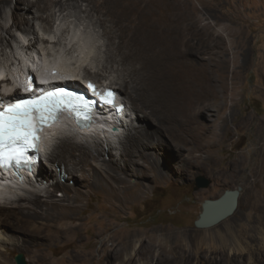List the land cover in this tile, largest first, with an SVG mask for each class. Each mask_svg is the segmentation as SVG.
Returning <instances> with one entry per match:
<instances>
[{
  "label": "bare ground",
  "instance_id": "obj_1",
  "mask_svg": "<svg viewBox=\"0 0 264 264\" xmlns=\"http://www.w3.org/2000/svg\"><path fill=\"white\" fill-rule=\"evenodd\" d=\"M9 2L0 0V45L3 49L12 46L13 39L17 38L13 28L31 36L21 48L28 56L22 58L21 55L19 58L14 55L18 65L16 63L15 70L10 72L13 80L3 77L0 95L5 92L4 96L9 94L6 98L14 101L15 95H18V89L14 92L15 86H20L26 79V73L33 71L45 86L74 79L76 83L72 85H82L80 80H92L113 87L119 92L120 100L127 105L129 112L117 120V130L125 128V125L127 130L125 134L126 130L123 129L120 135L111 129L115 119L111 111L107 115H99L87 129L95 134L100 133L91 135L95 139L91 143L90 138H85L84 132L74 131L69 114L65 113L56 124L42 133V148L47 150V143L51 140L48 141L49 136L55 137L61 131L69 132L58 135L54 142V150L47 156L46 165L50 170H43L40 160L39 172L34 174L35 180L22 171L17 175L12 173L5 176L0 173L2 194L20 184L23 188L28 181L39 179L42 183L46 178L47 187L62 188L64 192L62 197H57L55 190L46 187L45 193L30 191V194L6 195V198L0 199V228H4L0 233V264H16L11 257V250L16 248L30 251L36 264L43 258L49 259L47 264H79L89 259L106 264H131L137 257L147 258L153 261L152 264H163L165 255L156 248L158 236L155 231L142 230L130 233L113 230L101 241L98 253L93 249L68 252L53 260L43 256L44 248L64 247L72 241L83 242V223L78 222V219L82 210L81 198L88 192L103 191L114 202L135 201L140 199L141 191L140 188L133 189L130 177L143 179L147 176L144 173L146 169H155L159 175L174 174V165L177 164L181 167L179 173L185 175L187 167H213L210 156L212 147L222 140L221 128L225 132L231 131L228 116L222 117L219 127L215 123H197V119L210 116L214 106H218L222 113L230 108V57L227 49L217 57H213L212 53L191 57L194 53L188 49V43L196 39L194 29L200 18L194 0H94L110 22L104 27L106 33L115 35L119 46L114 51L106 52L104 61L99 59L97 70L92 71L88 65L83 69V62L92 51L88 39L80 43L83 54L81 58L78 57V65L73 66L62 57L49 60L39 45L40 41H50L48 38L41 39L31 23L33 19H40L42 23L45 19L49 21L53 14L52 6L58 7L57 11L63 13L70 0H15V8L10 13L12 23L7 25L5 8ZM158 8L162 17L149 18L148 15ZM48 11L50 13L45 18L44 13ZM204 20V41L212 46L213 36L219 37L220 33L214 27L212 16H206ZM185 27L190 31L184 32ZM120 51L122 54H118ZM34 53L44 56H34V66L29 65V61L26 64L25 59ZM2 72L0 67V75ZM123 88L129 91V95L126 94L128 99L123 96ZM133 109L139 113L136 115ZM129 115L136 120L131 119L127 127L125 119ZM143 120L146 121L145 125ZM248 121L240 120L237 128L241 129ZM101 134L106 136L103 138ZM111 134L116 135L114 140H119L120 152L114 153L111 144L102 142L112 141L107 136ZM124 135L125 138H121ZM132 165L136 166L134 172L129 169ZM231 165L232 162L224 170L228 171ZM254 175L256 183L264 181V157L257 162ZM66 180L67 183L64 182ZM113 203V207H117ZM225 206L210 207L207 218L217 216ZM114 216L110 214L95 232L102 234L110 230ZM223 219L226 217L198 226L199 229L195 230L188 244L193 255L201 256L204 248L211 252L220 248L227 251L228 259L232 257L234 264H239L235 262L239 256L248 260V264H264V257L262 260L259 257V252L264 249V230L255 227L251 234L255 233L256 238L251 242L243 233L235 232L234 226L224 224L219 227ZM173 249L182 252L180 244L173 246ZM124 254H129L127 260L123 259Z\"/></svg>",
  "mask_w": 264,
  "mask_h": 264
},
{
  "label": "rangeland",
  "instance_id": "obj_2",
  "mask_svg": "<svg viewBox=\"0 0 264 264\" xmlns=\"http://www.w3.org/2000/svg\"><path fill=\"white\" fill-rule=\"evenodd\" d=\"M70 1L71 3L63 13L57 11L58 7L52 6L53 14L49 21L45 19V22L42 23L40 19L37 21L33 19L31 22L40 38H48L50 41L44 43L40 41L39 48L49 60L62 57L74 66L79 64L78 57L83 54L80 50V43L88 39V45L92 47V51L87 60L83 62V69L88 65L87 67H91V70L95 71L98 60L104 61L106 52L118 48V39L115 35L111 36L106 33L104 27L108 26L110 22L99 5L93 2L94 0ZM194 1L199 8L197 15L200 18L197 17L199 22L194 29L196 39L188 43V49L194 53L191 57L195 58L209 53H212L213 57H217L216 55H223L225 49L230 57V108L222 113L218 106H214L210 116L197 119V123H215L216 127H219L222 117L228 116L231 131L225 132L224 128H221L222 140L212 147L213 152L210 156L214 163L213 167L208 169L187 167L185 175H181L179 173L181 167L175 164V171L178 173L175 174V171H173L174 174L165 173L166 171L163 170L165 176L159 175L160 173L155 169H146L144 171L147 174L146 178L130 177L133 189L140 188L141 191L140 199L135 201L117 200L114 202L103 191L88 192L81 198L82 210L79 212L78 219V222L83 223L81 228L84 236L83 242L72 241L64 247L44 248L43 257L47 256L52 260L59 259L68 252L75 253L90 249L98 253L101 241L113 230L124 233L142 230L155 231V235L158 236L156 248L165 255L162 260L163 264H234L232 257L228 259L227 251L223 249L218 248V251L211 252L204 248L201 250V256L197 255L196 257L188 244L195 230L199 229L196 220L202 212L203 203L208 199L221 197L227 190L235 189L239 190L237 208L232 215L220 221L219 227L224 224L234 226L235 232L243 233L251 242H254L256 238L255 233L251 234L255 227L264 230V181L256 183L254 175L257 162L264 157V0ZM15 4V0H10L5 8V23L7 25L12 23L10 13L15 8ZM176 11L180 13L179 9ZM49 13L50 11L44 13V17L46 18ZM206 16L214 18V27L220 33L219 37L218 35L213 36L212 46L204 41L206 35L203 27ZM148 17H162L159 8L150 13ZM189 31L190 29L184 28V32ZM13 32L17 38L13 39L12 46L3 49L0 45V67L3 69L0 81L3 77L13 80L11 73L18 65L14 55L19 58L21 55L22 58L28 56L21 48L23 43L28 42L31 35L25 34L17 28H13ZM4 33L6 32L4 31ZM118 54H122V52L120 51ZM34 56L39 58L44 55L34 53L29 59L26 57V64L30 62L29 65H36ZM79 70L82 71V68L79 67ZM123 94L128 99L126 94L128 96L129 91L123 88ZM134 113L137 115L139 112L134 110ZM126 118L125 122H128L127 127H129V123L133 119L132 115ZM135 120L133 119V121ZM240 120L249 121L244 127L238 129L237 124ZM143 123L145 125L146 121L143 120ZM123 129L126 130V125ZM123 129L117 130L118 135L123 133ZM105 136L106 134H102L103 138ZM107 136L113 140L116 139V135ZM85 138H90V143L95 140L90 135ZM121 138L124 139L125 135ZM56 140V137H48L49 146H47V150H44L41 160L43 170L48 168L46 165L47 156L54 150L53 145ZM113 140L102 142L106 145L111 144L114 153L120 152L119 140ZM102 142L101 144H103ZM230 162H232L230 169L225 171L224 169L228 168ZM129 169L134 172L136 166L132 165ZM48 170L50 169L48 168ZM168 172L170 171L168 170ZM65 176H67L66 173ZM199 176L209 179L210 184L207 187L196 188L195 182ZM35 179L36 177L33 180ZM47 181L48 178L44 179L42 183L39 179L28 181L23 188H11L10 191L3 192L5 194L0 193V199L6 198V195L30 194L32 191L45 193L46 187L49 185ZM136 181L140 183L138 184ZM52 182L50 179V183ZM64 182L67 183V180ZM47 189L55 190L57 197H62L64 194L62 188L47 187ZM9 192L10 194H8ZM113 202L118 208L113 207ZM110 214H115L112 218L113 227L107 232L97 234L95 231L103 225ZM0 230L2 233L4 228H0ZM161 242H163L162 245H160ZM176 244L181 245V251L184 253L173 249ZM20 252L25 255L27 264H36L32 253L26 249L11 250V257L15 260V256ZM259 257L261 260L263 259L264 249L259 252ZM128 258L129 254L123 255V259L127 260ZM48 261L49 259L43 258L38 264H47ZM152 262L147 258L137 257L131 264H152ZM235 262L248 264V260H244L241 256L236 257ZM79 264H106V262L89 259Z\"/></svg>",
  "mask_w": 264,
  "mask_h": 264
},
{
  "label": "snow or ice",
  "instance_id": "obj_3",
  "mask_svg": "<svg viewBox=\"0 0 264 264\" xmlns=\"http://www.w3.org/2000/svg\"><path fill=\"white\" fill-rule=\"evenodd\" d=\"M80 99L79 96H74L61 89L59 92L49 93L34 101H18L7 109L0 110V162L9 164L15 160L20 163L21 153L16 149V145L27 144L29 137L36 138L34 132L38 130L40 121L46 115L50 116V106L73 105L74 101ZM106 102L111 103L112 101L107 99Z\"/></svg>",
  "mask_w": 264,
  "mask_h": 264
},
{
  "label": "water",
  "instance_id": "obj_4",
  "mask_svg": "<svg viewBox=\"0 0 264 264\" xmlns=\"http://www.w3.org/2000/svg\"><path fill=\"white\" fill-rule=\"evenodd\" d=\"M113 130L116 131L117 128H113ZM209 184H210V180L206 179L203 176L197 177L195 182L196 188L207 187ZM238 196H239V190L235 189V190H227L221 197L217 199L206 200L203 203V211L201 212L199 218L196 220V225L199 226V225L213 223L219 219L232 215L237 208ZM224 205H226L225 208L221 210V212L217 216L212 217L210 219L207 218V211L210 207L212 206L223 207ZM15 261L17 264H27L25 255L21 252L15 256Z\"/></svg>",
  "mask_w": 264,
  "mask_h": 264
}]
</instances>
